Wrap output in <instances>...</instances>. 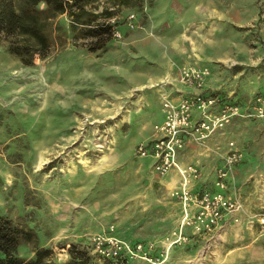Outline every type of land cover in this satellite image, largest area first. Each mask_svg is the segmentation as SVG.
Masks as SVG:
<instances>
[{"label": "rangeland", "instance_id": "374dc122", "mask_svg": "<svg viewBox=\"0 0 264 264\" xmlns=\"http://www.w3.org/2000/svg\"><path fill=\"white\" fill-rule=\"evenodd\" d=\"M25 1L16 0L17 8ZM241 3V21L214 33L209 43L217 39L221 44L208 46L207 55L234 54L241 63L219 77L229 84L242 71L231 85L239 90L235 100L242 116L217 131L208 147L197 146L188 156L199 160L206 151L219 161L218 153L233 140L244 152L242 162H251L252 183L245 194L241 190L246 200L238 222L192 236L167 254L161 241L176 227L181 208L168 177L152 170L153 157L136 154L137 146L151 139L154 125L142 127L145 110L137 111L135 103L140 90L126 76L131 65L148 63L132 42L136 33L143 30L159 39L151 0H86V11L99 15L95 25H111L105 46L96 51L89 50L96 36L85 35V26L72 29L69 14L47 19L41 3L50 45L47 56L37 55L30 66L8 50L11 43L23 41L19 34L0 32V213L31 233L22 232L19 257L28 259L36 248L49 247L52 257L65 264L75 245L102 263L88 237L113 225V234L124 240L154 241L152 256L161 264H264V233L258 222L264 214V119L256 115V100L264 98V0H256L257 17L254 0ZM131 13L134 28L128 26ZM123 26L127 33L114 37L112 29ZM161 51L169 53L164 44ZM163 81L169 80L150 87L158 90L160 101ZM247 150L259 158L245 156ZM186 232L191 236V228Z\"/></svg>", "mask_w": 264, "mask_h": 264}, {"label": "built area", "instance_id": "2783aa9c", "mask_svg": "<svg viewBox=\"0 0 264 264\" xmlns=\"http://www.w3.org/2000/svg\"><path fill=\"white\" fill-rule=\"evenodd\" d=\"M134 18V13L128 16L131 28L135 27ZM112 34L121 37L117 28L112 29ZM210 74L207 66H181L179 82L194 88L195 92L178 101L166 88L169 81H163L160 85L163 121L154 125L151 139L136 148L138 156L153 157L152 170L160 176L174 171L179 175L172 195L180 205V218L171 234L161 241L166 254L173 246L189 242L192 236L208 235L221 228L227 216L238 222L244 210V197L236 176V167L243 161L244 152L235 141L230 140L226 151L218 153L220 162L215 167L211 186L197 185L201 179L200 168L193 163L182 164L178 159L180 151L187 146L208 147V141L217 131L242 116L238 102L204 93ZM256 101V115L264 119V98L259 97ZM258 222L264 233V214L260 215ZM187 228H191V236L187 234ZM114 231L112 225L107 232L88 237L93 252L100 258L113 264L162 263L163 260L152 256L156 246L154 241L133 243L115 236Z\"/></svg>", "mask_w": 264, "mask_h": 264}, {"label": "crops", "instance_id": "0c3cea01", "mask_svg": "<svg viewBox=\"0 0 264 264\" xmlns=\"http://www.w3.org/2000/svg\"><path fill=\"white\" fill-rule=\"evenodd\" d=\"M241 7V0H151V12L155 18L154 26L159 39L146 35L143 30L138 31L132 42L137 48H140L141 54L146 56L148 63L147 66L137 64L126 69V76L135 83L134 87L140 90L135 103L138 104L137 111L145 110L141 118L143 119V128H147L150 122L155 125L163 121L158 90L150 88L151 86L162 80H169L171 84L168 89L176 101L195 92L194 88L179 82V70L174 67V63L181 66L209 67L212 72L206 80L204 93L218 95L224 100L236 102L235 97L239 95V90L231 85L235 84L242 71L232 75V80H228L229 84L219 77V73L226 72L230 66L241 63L234 54L227 57L207 55V47L221 44L217 39L209 43L214 33L224 32L226 24L233 23L232 25H235L241 21ZM257 9L256 0H254L253 16L255 17L258 16ZM117 29L121 34L127 33L125 26ZM261 30L264 31V25ZM221 41L223 42V40ZM163 44L169 49L167 55L161 51ZM145 58L142 60H146ZM219 61L225 62V66L217 64ZM195 147L197 148L195 145L187 146L180 151L178 159L182 164L193 163L200 168L201 179L197 185L211 186L214 170L219 161H216V157L211 152L206 151L201 152L202 156L199 157V160L189 161L193 158L188 156V152L195 150ZM252 149L254 150V148ZM246 154H249L252 160H257L260 156L250 150L245 151V156ZM213 161L216 164H214L213 172L210 175L209 167ZM253 174L251 162H242L236 167V176L241 184V190L243 189V194L249 190ZM166 177L170 181L173 192L179 175L174 171ZM231 221L232 218L227 216L222 227L227 226Z\"/></svg>", "mask_w": 264, "mask_h": 264}, {"label": "trees", "instance_id": "16d2710c", "mask_svg": "<svg viewBox=\"0 0 264 264\" xmlns=\"http://www.w3.org/2000/svg\"><path fill=\"white\" fill-rule=\"evenodd\" d=\"M86 0H26L25 5L18 9L16 0H0V32L6 35L19 34L21 43H11L8 47L10 53L18 56L24 65H33L36 56L44 58L49 49V37L45 32L46 22L41 19L43 11L39 9L41 3L45 5L47 19L57 14H69L72 18V29L77 25L85 26V35L96 36L90 51H96L105 46L106 34L110 35L111 25H95L94 21L99 15L87 12L84 3ZM108 14V11H104ZM88 16V18H83ZM83 18V19H82ZM24 231V230H23ZM22 229L6 215L0 213V264H62L52 257V249L38 247L31 258L24 259L17 255L18 244ZM30 237L28 231H24ZM70 259L65 264H113L110 260L97 263L87 251L77 249L71 245Z\"/></svg>", "mask_w": 264, "mask_h": 264}, {"label": "bare ground", "instance_id": "6f19581e", "mask_svg": "<svg viewBox=\"0 0 264 264\" xmlns=\"http://www.w3.org/2000/svg\"><path fill=\"white\" fill-rule=\"evenodd\" d=\"M148 124V123H147ZM149 126V125H148Z\"/></svg>", "mask_w": 264, "mask_h": 264}]
</instances>
